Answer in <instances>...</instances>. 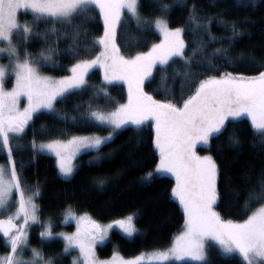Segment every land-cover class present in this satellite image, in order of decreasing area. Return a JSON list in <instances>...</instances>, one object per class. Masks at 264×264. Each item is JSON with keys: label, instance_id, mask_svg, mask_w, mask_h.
Here are the masks:
<instances>
[{"label": "snow or ice", "instance_id": "obj_1", "mask_svg": "<svg viewBox=\"0 0 264 264\" xmlns=\"http://www.w3.org/2000/svg\"><path fill=\"white\" fill-rule=\"evenodd\" d=\"M254 4L255 0L251 4L249 0H233L237 9L247 10ZM177 5L187 7L185 0H174V5L161 2L157 9L160 15L148 19L139 12L141 0H0V54H6L8 60L7 64L0 63V152L6 154L7 161L0 164V216L7 213L0 218V234L8 249L0 256V264H58L60 258L71 256L73 251L78 255L72 257L71 264H171L185 260L209 264L210 244L222 256L238 254L244 264H264V167L255 181H249L243 197L244 216L238 221L225 220L217 211L224 196L241 197L227 192L231 178L225 176L214 155L197 151V146L202 145L211 153L212 142L226 133L228 147H242L235 124L246 118L256 138L251 146L258 147L264 155V58L233 53L236 39L249 23L247 19L230 20L224 12L201 15L202 9L193 3L184 25L172 27L168 17ZM21 11L32 14L31 25L21 23ZM129 18L135 20L140 31H157L162 37L160 42L134 54L127 51L132 45L120 41ZM81 19H102V34H90L77 22ZM40 24L50 27L34 30ZM213 24L221 25L224 34L215 35ZM53 35L57 37L55 44L49 40ZM188 36L199 39L186 42ZM32 38L43 43L38 51H28ZM60 41L71 43L61 49ZM213 44L220 46L212 48ZM61 58L69 60L70 66L65 68L68 74L59 78L44 74L45 68L58 65ZM246 60V71L254 74L227 70ZM177 64L183 71L175 70ZM95 68L103 71L99 85L88 80ZM170 69L173 81L183 77L178 94L162 87ZM154 72L160 79L155 89ZM115 81L127 84L126 103L111 97L108 86ZM8 83H12L11 88L6 86ZM89 92L87 107L77 104L72 108L75 115L59 107L69 97ZM22 97L26 100L23 107ZM101 99L105 106L95 103ZM44 112L65 127H32L34 118ZM145 126L151 129L147 141L140 136L110 148L125 131L143 132ZM71 127L94 128L96 132L74 135L68 131ZM26 129L33 136L26 149L32 153L31 161L41 153H51L58 174L64 178L78 170L73 161L79 155L91 152L97 154L88 162L94 167L111 162L123 152L128 166L143 172L136 181L142 187H150L165 177L173 178L169 198L182 210L183 224L171 246L147 256L125 259L114 251L111 259H99L96 245L108 238L110 230L118 229L127 238L138 233V213L101 224L87 213L77 215L69 206L62 213L63 222L75 221L76 230L54 232L51 218L40 220L36 200L42 196L41 186L27 184L25 165L16 158L25 150L21 141L27 135ZM145 146L149 147L150 157L137 159ZM105 148L110 150L104 153ZM104 183L97 180L94 187L103 188ZM222 184L225 191L221 190ZM31 224L43 228L39 233L42 245L61 238L62 251L46 256L41 249L31 247Z\"/></svg>", "mask_w": 264, "mask_h": 264}, {"label": "trees", "instance_id": "obj_2", "mask_svg": "<svg viewBox=\"0 0 264 264\" xmlns=\"http://www.w3.org/2000/svg\"><path fill=\"white\" fill-rule=\"evenodd\" d=\"M174 5V0H141L142 7L139 11L141 16L152 19L160 15L158 9L159 3ZM187 7L173 6L169 15L172 27L182 26L189 15V9L195 3L198 9H202L201 15H214L217 12H224L226 18L230 20L244 21L247 19L248 24L242 29L244 34L238 37L235 41L233 49L234 54L244 52L246 55H252L257 60L264 58V0H255L254 6L245 9H237L233 6V0H185ZM251 4V0H249ZM25 18L33 20L30 13H23ZM126 17H130L129 13H125ZM33 22V21H32ZM83 28H86L90 34L99 35L103 32L102 19H94L92 21L79 20ZM46 26L40 24L39 29L43 30ZM212 32L217 35H223L224 30L221 25L213 24ZM161 38L160 34L154 29L147 32L137 29L134 19H126L123 30L121 32V43L130 44L131 48L126 49L133 54L137 50H147L151 44L156 43ZM199 37H186V42L189 40H197ZM50 42L57 43L55 35L49 38ZM71 41H60L59 47L61 49L67 47ZM218 44H213L212 48L219 47ZM227 46V45H225ZM43 47V43L38 38H32L28 44V51L35 52ZM195 47V44L193 45ZM211 51V48L209 49ZM70 66L69 60L61 58L56 66H49L43 71L47 74H52L57 77L68 74L65 68ZM248 61L239 67L227 68L228 71L243 72L244 74H254L246 71ZM177 72L183 71L180 64L174 66ZM156 81L152 88L155 89L160 83L159 74L155 73ZM172 70H169L168 79L162 87L174 89L178 94L180 91L182 76L176 78L175 81L171 78ZM203 78V77H201ZM89 83L99 85L103 81L100 69L95 68L89 73ZM149 90V89H146ZM108 91L111 97L118 103L127 102V89L121 83H112L108 86ZM152 94L156 95L155 92ZM91 93L83 96H71L63 107L70 115H75L72 108L77 104H83L87 107L90 100ZM156 98H163L157 95ZM95 103L105 106L106 102L101 99ZM110 106V105H109ZM39 118H34L32 127L39 128L41 125H48L50 128L61 129L65 125L52 118L47 112L38 114ZM235 128L239 132L242 147L230 148L227 146V133L221 137L219 141L212 142L211 153L207 152L202 145L197 146L199 154H212L217 159L226 177L231 178L230 186L227 188L229 193H238L240 199L235 196L225 195L224 202L217 208L223 219L226 220H240L244 216L243 197L247 194V189L250 187L249 181H255L259 175L262 167H264V155L259 151V148H253L252 142L255 137L252 135L250 128V121L246 118H241L235 124ZM71 134H85L96 132L94 128H68ZM229 131H232L230 126ZM27 135L21 141L25 146V150L16 154V158L21 160L25 165L23 176L28 185L39 184L41 186L42 196L37 198L40 209L41 220H48L51 218L54 222L58 221V226H61L59 219L62 218V213L69 206L78 211L91 213L92 216L99 221H110L115 217L126 216L132 213L139 215L135 219L138 233L134 234L133 238H127L119 230H114L111 233L109 241L98 248L101 257L111 256L115 249L119 250L122 255L132 257L136 254L144 252L145 250H153L155 248L166 247L171 244L174 236L181 230L183 224V214L177 202L170 200V186L174 184V179L170 177L162 178L157 183L150 187H142L136 181L143 175V172L137 171L128 166V161L125 159L123 152L116 156L111 162L104 163L100 167L89 166L88 162L93 156L97 155L95 152L81 154L77 157V171L69 178H64L58 174V169L55 163V157L46 153H41L37 159L32 162V153L27 151L29 142L32 140V131L26 129ZM106 134V133H101ZM151 129L145 126L143 132H134L131 130L125 131L123 135L116 140L114 145H117L142 136L145 141L149 139ZM66 139L68 137H60ZM39 137L37 142H39ZM110 148H105L104 153H107ZM219 149V151H218ZM127 151V149H125ZM102 155V154H101ZM151 153L149 147H143L137 159H145L150 157ZM0 160L6 161V154L0 153ZM7 162V161H6ZM19 167V165H18ZM151 167V166H150ZM145 169V170H150ZM97 180H103L104 187H94ZM221 190L225 191L224 185H221ZM55 227V226H54ZM72 229L73 224H69L67 229ZM42 227L36 224L31 227V244L41 249L44 254L58 255L63 249V241L60 238L55 239L51 243L41 244L39 233ZM8 249L5 246L2 236H0V254H4ZM75 252L73 251L72 255ZM71 255V256H72ZM71 256L62 257L58 260V264H71ZM209 264H234L239 261V264H244L238 254L232 256H222L221 253L215 249L211 251ZM171 264H197L192 261H182Z\"/></svg>", "mask_w": 264, "mask_h": 264}, {"label": "rangeland", "instance_id": "obj_3", "mask_svg": "<svg viewBox=\"0 0 264 264\" xmlns=\"http://www.w3.org/2000/svg\"><path fill=\"white\" fill-rule=\"evenodd\" d=\"M140 12V11H139ZM23 13L24 14H26L25 12H23V11H21V13L19 14V18H20V21H21V23H24L25 21H27L30 25L32 24V21L33 20H28L29 18H25L24 16H23ZM126 13V12H125ZM31 14V13H30ZM141 14V13H140ZM35 29V28H34ZM160 39H162V37L160 38ZM160 39L159 40H157V42L156 43H159L160 42ZM0 46H2V42H0ZM5 55L6 54H0V63H3V64H7L8 63V60L5 58ZM99 69V68H98ZM92 71V70H91ZM90 71V72H91ZM100 71H101V74H102V77H103V71L100 69ZM44 74H46V75H49V76H53V77H56V78H59V77H57V76H54V75H52V74H47V73H45L44 72ZM13 83H14V78H13ZM113 83H121V84H123L125 87H126V89H127V84L126 83H124L123 81H115V82H113ZM8 88H11L12 87V83H8L7 85H6ZM26 103V100H25V98H21V107H23L24 106V104ZM89 134H92V133H85V134H77V135H89ZM101 134V133H100ZM67 139V138H66ZM198 151V150H197ZM0 153H2V152H0ZM46 154H49V155H52L51 153H47V152H45ZM4 163H6V161L5 162H3V161H1L0 160V164H4ZM73 163L75 164V165H77V158L73 161ZM78 166V165H77ZM36 203L38 204V201L36 200ZM72 208V207H71ZM15 209L13 208V209H11V211H14ZM72 210L77 214V215H83V214H85V213H87L88 215H90L93 219H95V220H97L99 223H101V224H107V223H110L111 221H113V220H115V219H120V218H123V217H125V216H121V217H115V218H113V219H111L110 221H102V220H98L97 218H95L94 216H92L91 215V213H88V212H83V211H76L75 209H73L72 208ZM7 215V213H5L4 214V216H6ZM4 216H0L1 218L2 217H4ZM127 216V215H126ZM40 220H41V214H40ZM60 220V222H61V226H58V221L57 222H54L53 220V225L55 226L54 228H53V230H54V232H65V233H71V232H74L75 230H76V224H75V221H69L68 223H64L63 222V216H62V218L61 219H59ZM226 220V219H225ZM230 220H232V219H230ZM41 221H44V220H41ZM47 221V220H46ZM233 221H237V220H233ZM69 224H73V228L72 229H67V227H68V225ZM36 224H31L30 225V227H29V229H28V231H29V238H30V236H31V232H30V230H31V227H33V226H35ZM135 226H136V223H135ZM137 229H138V227H137ZM114 230H118V229H112V230H110L109 231V235H108V238H106L102 243H100V242H98L97 243V245H96V252H97V256L99 257V259H101V260H107V259H111L112 258V256H113V254L111 255V256H109V257H101L100 255H99V251H98V248L99 247H101L102 245H104V244H106L108 241H109V239H110V237H111V233H112V231H114ZM41 231H43V228L41 229ZM40 231V232H41ZM138 231H139V229H138ZM178 234V233H177ZM57 238H59V237H56V239ZM61 239V238H60ZM171 246V244H169V245H167L166 247H159V248H155V249H153V250H145L144 252H141V253H139V254H136V255H134V256H132V257H128V256H125L124 254L122 255V253L119 251V250H117V249H115V252H117V253H119L122 257H124L125 259H129V258H134L135 256H137V255H140V254H144L145 256H147V254H150L152 251H154V250H164V249H166V248H168V247H170ZM31 247H35V246H33L32 244H31ZM35 248H37V247H35ZM215 249H217V247H215V246H213L212 244H210L209 245V251H208V254H207V259H208V262L210 261V255H211V251L212 250H215ZM218 250V249H217ZM27 251V250H26ZM75 252V254L74 255H72L71 256V261H72V257L73 256H76V255H78V252L77 251H74ZM4 254H6V252H4ZM4 254H0V256H2V255H4ZM185 261H187V260H185ZM178 262H182V261H173V262H171V263H178ZM193 262V261H192ZM194 263H197V262H194Z\"/></svg>", "mask_w": 264, "mask_h": 264}, {"label": "water", "instance_id": "obj_4", "mask_svg": "<svg viewBox=\"0 0 264 264\" xmlns=\"http://www.w3.org/2000/svg\"><path fill=\"white\" fill-rule=\"evenodd\" d=\"M1 218V217H0ZM2 218H4V217H2ZM0 236H2V234H0Z\"/></svg>", "mask_w": 264, "mask_h": 264}]
</instances>
